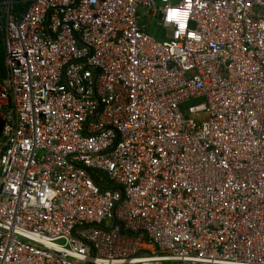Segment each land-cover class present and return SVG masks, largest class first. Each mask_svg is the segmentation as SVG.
Here are the masks:
<instances>
[{
	"label": "built area",
	"instance_id": "2783aa9c",
	"mask_svg": "<svg viewBox=\"0 0 264 264\" xmlns=\"http://www.w3.org/2000/svg\"><path fill=\"white\" fill-rule=\"evenodd\" d=\"M0 26V264H264V0H3Z\"/></svg>",
	"mask_w": 264,
	"mask_h": 264
},
{
	"label": "trees",
	"instance_id": "16d2710c",
	"mask_svg": "<svg viewBox=\"0 0 264 264\" xmlns=\"http://www.w3.org/2000/svg\"><path fill=\"white\" fill-rule=\"evenodd\" d=\"M3 0H0V14H1V2ZM19 10H22L21 7L18 5ZM3 36L4 31L2 30L0 26V71L2 73L5 72V64H4V47H3ZM156 38L159 39V37L156 35Z\"/></svg>",
	"mask_w": 264,
	"mask_h": 264
},
{
	"label": "water",
	"instance_id": "95a60500",
	"mask_svg": "<svg viewBox=\"0 0 264 264\" xmlns=\"http://www.w3.org/2000/svg\"><path fill=\"white\" fill-rule=\"evenodd\" d=\"M3 125H4V122L0 120V134H1V131H2Z\"/></svg>",
	"mask_w": 264,
	"mask_h": 264
}]
</instances>
